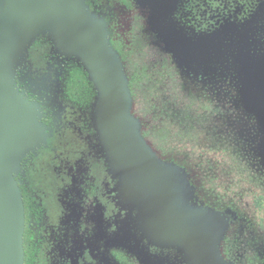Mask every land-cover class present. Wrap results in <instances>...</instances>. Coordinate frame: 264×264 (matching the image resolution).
<instances>
[{"label":"rangeland","instance_id":"1","mask_svg":"<svg viewBox=\"0 0 264 264\" xmlns=\"http://www.w3.org/2000/svg\"><path fill=\"white\" fill-rule=\"evenodd\" d=\"M81 1L85 15L91 21L105 25L108 46L121 60L128 88L132 82L130 114L140 122L137 133L152 150L156 169L170 175L177 211L201 213L222 222L219 239L214 245L222 264H264V183L252 181L253 173L264 175V119L250 108L244 93L246 71L264 60V3L259 10L262 15L260 33L250 25L239 27L244 32L236 36L241 49L230 55L231 66H221L224 75L219 78L223 81L215 82V79H209L213 75L200 76L205 64L195 66L196 57L208 55L204 52H210V46L203 53H197V45L184 39L186 36L182 32L168 30V35L163 28H158L154 0L136 1L143 9H148L146 19L157 39L164 44L169 36L173 39L176 49L166 44L163 49L170 57V60L167 58L168 66H145L139 55L129 56V59L127 55L123 59L111 44L107 23L90 10L87 0ZM252 40L253 46L249 44ZM56 42L51 23H45L32 35L14 68L15 88L33 107L36 126L43 135V141L24 155L50 145V135L41 121L45 116L44 107L30 101L21 91L17 83L18 70L37 66L45 71L50 64L71 66L68 72L62 73L67 78L62 84L64 93L59 89L58 139L62 143L55 144L56 152H62L70 159L77 156L80 171L89 172L94 179L96 194L110 210L106 216L103 211L100 215L89 216L98 225L95 233L81 227L76 237L69 234L57 244L54 236H50L38 264H190L184 242L157 243L140 228L139 203L124 192L123 176L115 169L103 144L97 117L101 98L99 89L79 55H64L57 49ZM192 63L194 66L190 67ZM75 66H82L85 71L77 82L72 73ZM38 76L35 80L40 83V74ZM74 82H79L76 92L72 89ZM29 90L36 94L33 86ZM75 93L77 100L82 97L80 105L61 100L63 96ZM44 96L41 94L42 98ZM84 109L90 112L92 130L87 131L88 134L82 132L83 120L79 118L82 117L80 110ZM176 160L184 164L183 168L173 163ZM190 178L199 187L200 195ZM37 198L41 200L40 195ZM61 220L54 221V224L62 225ZM81 223L85 224V221ZM47 225L52 224L48 222ZM232 237L245 258L233 261L223 256L221 245L224 241L230 242ZM131 239L143 245L135 244ZM249 249L255 250L253 258L248 256Z\"/></svg>","mask_w":264,"mask_h":264},{"label":"water","instance_id":"2","mask_svg":"<svg viewBox=\"0 0 264 264\" xmlns=\"http://www.w3.org/2000/svg\"><path fill=\"white\" fill-rule=\"evenodd\" d=\"M47 22L57 49L78 54L99 89L103 144L123 176L124 192L139 203L140 228L157 243L184 242L190 264H222L214 249L222 222L175 208L170 175L156 169L152 150L137 133L140 122L130 114L121 60L108 46L105 25L85 15L81 0H0V264L25 263V205L15 172L43 135L33 107L15 88L14 68L32 35ZM244 93L264 119V60L246 71Z\"/></svg>","mask_w":264,"mask_h":264},{"label":"flooded vegetation","instance_id":"3","mask_svg":"<svg viewBox=\"0 0 264 264\" xmlns=\"http://www.w3.org/2000/svg\"><path fill=\"white\" fill-rule=\"evenodd\" d=\"M154 1L157 12L155 22L158 28H163V31H166L168 35H170L168 30L171 33L176 32L175 30L179 33L182 32L183 36H186L184 39H188L189 42L197 45V53H203L210 46V52H204L208 55L202 58L196 57L197 65L195 66H204L205 64L204 68L200 70V76L208 74L209 77L213 75L209 79H215V82L223 81V78H219V76L224 75L221 66H231L230 55L237 54L238 50L241 49L236 36H241L244 32L239 27L250 25L256 33H260L261 30L260 16L262 15L259 14V10L264 0ZM87 3L90 10L107 23L111 44L123 59L127 55V59L129 56L137 57L139 55L145 66H168L167 58L169 56L163 52V49L165 44L175 48L173 39L169 36L168 44L157 39L146 19L148 9H143L138 1L87 0ZM163 17L167 20L164 21ZM235 29L236 31L233 32ZM249 44L253 46L254 40ZM186 64L188 66V60ZM192 66L194 63L190 64V67ZM69 67L71 68V66L50 64L45 71H43L44 68L31 66L30 68L19 69L17 72V83L21 91L26 94L30 101L41 105L42 108L44 107L45 116L41 121L50 135V145L28 153L19 173L27 203L25 230L27 227L33 252L32 264H38L43 246L51 240L50 236H54L52 238L57 244L61 242V238H66L69 234L76 237L80 233L81 227L95 233L98 230V225H95V221L89 216L91 214H93L92 216L100 215L102 211L106 216L110 210L109 206L102 204V197L96 194L94 179L89 175V172L87 170L80 171L79 163L76 160L77 156L70 159L64 153L56 152L55 144L62 143L58 139L60 137L58 131L60 120L57 119V116H59L61 108L59 89L64 93L62 84L66 83L67 78L62 73L68 72ZM32 68L35 69L33 72ZM207 70L212 73L210 74ZM38 74L41 77L40 83L35 80L38 79ZM32 80H34V85H32ZM31 86L35 89L36 94L31 93L32 89L29 90ZM41 94L45 96L42 98ZM76 94L66 97L62 94L61 100H67L78 106L82 103V97L77 100L78 95ZM80 112L82 117L79 118L83 120L81 130L88 134L87 131L92 130L88 116L90 112L85 111V109L80 110ZM173 163L181 165L182 168L184 166L178 160ZM252 166L255 170L254 163ZM184 169L187 171L185 167ZM255 180H259L257 182L260 184L264 183V175L257 176L253 173L252 181L255 182ZM190 182L192 185L195 184L191 178ZM194 186L196 193L200 195L199 187ZM38 195L41 196V200H38ZM58 219L61 220L62 225L61 223L54 224V221ZM81 221H85V224ZM48 222L52 225L48 226ZM234 240L232 237L230 242L224 241L221 245V252L228 260L236 261L239 258H245V256ZM130 241L143 245L133 239ZM247 252H249L248 256L253 258L252 255L255 250L249 249ZM138 264L144 263L138 262Z\"/></svg>","mask_w":264,"mask_h":264},{"label":"trees","instance_id":"4","mask_svg":"<svg viewBox=\"0 0 264 264\" xmlns=\"http://www.w3.org/2000/svg\"><path fill=\"white\" fill-rule=\"evenodd\" d=\"M84 72L85 71H84L82 66H75V69L72 71L74 80H76V82L79 80V78L81 80L80 75H82ZM76 82L72 83L73 92H76L77 89L79 88V86H77L79 82L78 83H76ZM131 87H132V82H129V91L130 92H131ZM25 158H26V156L21 161L20 169H21L22 165L24 164ZM19 173H20V171L16 175V180H17V182H19V185H20V188H21V191H22V194H23V200H24V203H25V208H26L27 207V203H26V199H25V191H24V188H23L22 184L20 183ZM24 249H25V263L24 264H32L33 252H32L31 246H30L29 232H28L27 227H26L25 235H24Z\"/></svg>","mask_w":264,"mask_h":264}]
</instances>
